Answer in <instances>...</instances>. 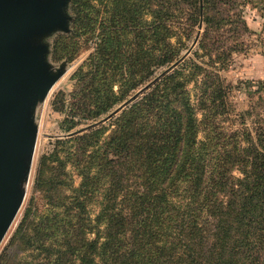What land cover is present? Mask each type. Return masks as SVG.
<instances>
[{"label": "trees", "instance_id": "trees-1", "mask_svg": "<svg viewBox=\"0 0 264 264\" xmlns=\"http://www.w3.org/2000/svg\"><path fill=\"white\" fill-rule=\"evenodd\" d=\"M91 2L71 5L75 31L88 36L98 22ZM96 2L111 18L100 24L106 39L66 131L80 124L74 118L110 123L57 143L66 145L65 159L57 151L41 159L37 185L48 186V210H26L14 236L34 253L25 264H264V121L253 129L229 123L230 89L214 65H189L182 55L194 39L200 58L227 65L239 52L226 48L227 34L249 33L240 1ZM131 34L140 76L164 71L113 119L109 112L144 80L130 87L128 66L119 70L120 94L112 91L109 78L119 69L112 64H130ZM98 65H105L101 79ZM58 188L63 198L54 201Z\"/></svg>", "mask_w": 264, "mask_h": 264}, {"label": "rangeland", "instance_id": "rangeland-1", "mask_svg": "<svg viewBox=\"0 0 264 264\" xmlns=\"http://www.w3.org/2000/svg\"><path fill=\"white\" fill-rule=\"evenodd\" d=\"M241 3L240 13L244 17V20L249 29V33H239L237 36L227 34L226 48L230 46L239 45V52L232 55V58L227 65H221V63H211L207 57L200 58L202 51L195 47V42L192 39L186 43L187 50H192L189 53L187 50L182 52V55L189 59V65H202L205 69L212 70L211 66L214 65V71L219 73L223 84L229 87L230 91L227 96V102L230 106L229 123L234 127H241V123L248 129H253L258 124L264 121V0H239ZM73 0L69 1L66 9V15L69 17L67 26L68 31H55L42 40L48 46L47 62L54 72L62 71L61 77L49 91L48 95L40 100L32 111V119L37 126L38 135L36 139V145L32 155V159L29 166L27 178L23 184L24 198L20 206L17 217L6 234L4 240L0 245V264H25V262H31L33 260L34 253L25 247L20 246L18 241L14 240L17 228L25 214V211L36 207L37 214H45L48 210V197L47 187L43 189L38 188L37 180L39 174V164L41 159L45 156L48 157L52 153L57 151V157L60 159L66 158V152H61L66 149V145L59 146L57 143L69 138L70 134L81 131L79 135L88 133L90 129L98 128L101 125L109 124L110 119L103 122L106 116H102L94 121L81 120L74 118L75 121H79L77 125L70 131H66L68 124L66 121L71 119L70 109L72 102L80 90V83L85 77H89L91 66L88 65L97 54L99 49L102 50L101 42L106 39L105 34L101 36V23L109 22L111 18L110 10L98 4L96 0H92L91 5L94 7L93 17L98 21L96 30L88 36L87 34H81L76 32L73 26L74 16L71 12V5ZM100 11L97 14L96 11ZM146 19L151 20L150 16H146ZM201 33L203 30L201 29ZM234 34V32H233ZM130 47V64L118 65L117 58H114L112 65H117L118 70L109 78L112 80V91L119 95L121 89V78L119 70L121 72L131 66V76H126L130 81L132 87L134 84L143 80V83L137 90L130 91L129 97L126 101L115 106L109 113L113 116V119L121 113L128 105H126L119 112L113 114L116 109L121 105L129 101L132 96L137 95L141 89L147 87L154 77H158L164 71L163 68L153 69L151 67L150 74L144 73L145 76H140L139 65L135 64V52H136V39L135 34L129 36ZM172 44L176 45V40L173 38L170 40ZM185 41V39H184ZM98 47H100L98 49ZM194 47V48H193ZM198 56H194L193 51H196ZM115 55V53H114ZM215 58V57H213ZM216 59V58H215ZM145 65L148 67L147 59ZM100 66L99 74L100 79L103 77V71L105 65ZM121 66V68H120ZM175 68V67H174ZM168 70V69H166ZM165 70V71H166ZM171 69L170 71H172ZM128 71V69H127ZM126 71V72H127ZM146 81V82H145ZM193 84L188 86V89L193 95L195 91ZM126 91V90H125ZM141 95V94H140ZM243 115V116H241ZM95 125L92 128H88ZM114 126H110V129L105 133L103 140L109 136V131ZM86 129V130H85ZM75 145V143H74ZM69 149H73L72 143L69 144ZM54 166V165H53ZM67 172H71L74 176L75 186L79 183V178L75 174L71 166L67 165ZM238 175V173H236ZM47 197V198H46ZM54 201H58L59 197L63 198V190L58 188L57 191L52 192Z\"/></svg>", "mask_w": 264, "mask_h": 264}, {"label": "water", "instance_id": "water-1", "mask_svg": "<svg viewBox=\"0 0 264 264\" xmlns=\"http://www.w3.org/2000/svg\"><path fill=\"white\" fill-rule=\"evenodd\" d=\"M69 1L0 0V245L24 198L38 135L33 108L62 75L48 64V46L42 40L55 31H68Z\"/></svg>", "mask_w": 264, "mask_h": 264}]
</instances>
